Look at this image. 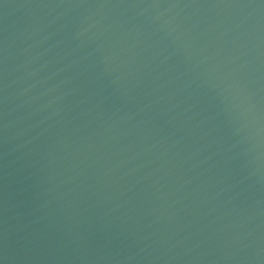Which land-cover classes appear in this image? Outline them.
I'll return each instance as SVG.
<instances>
[{
    "label": "water",
    "instance_id": "1",
    "mask_svg": "<svg viewBox=\"0 0 264 264\" xmlns=\"http://www.w3.org/2000/svg\"><path fill=\"white\" fill-rule=\"evenodd\" d=\"M0 264H264V0H0Z\"/></svg>",
    "mask_w": 264,
    "mask_h": 264
}]
</instances>
